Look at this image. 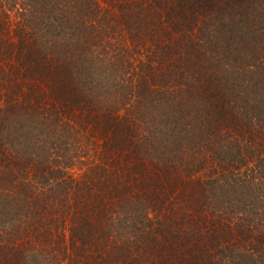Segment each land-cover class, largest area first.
<instances>
[{
	"label": "trees",
	"instance_id": "1",
	"mask_svg": "<svg viewBox=\"0 0 264 264\" xmlns=\"http://www.w3.org/2000/svg\"><path fill=\"white\" fill-rule=\"evenodd\" d=\"M0 264H264V0H0Z\"/></svg>",
	"mask_w": 264,
	"mask_h": 264
}]
</instances>
